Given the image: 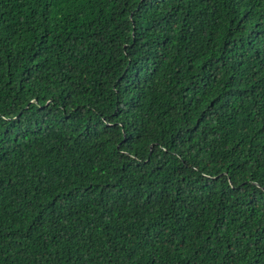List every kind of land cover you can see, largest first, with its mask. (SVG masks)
<instances>
[{
  "label": "trees",
  "instance_id": "16d2710c",
  "mask_svg": "<svg viewBox=\"0 0 264 264\" xmlns=\"http://www.w3.org/2000/svg\"><path fill=\"white\" fill-rule=\"evenodd\" d=\"M0 264H264V0H0Z\"/></svg>",
  "mask_w": 264,
  "mask_h": 264
}]
</instances>
